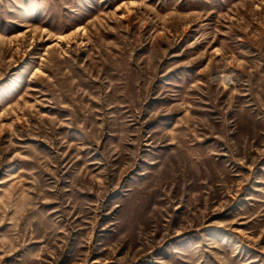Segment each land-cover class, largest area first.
Returning a JSON list of instances; mask_svg holds the SVG:
<instances>
[{"label": "rangeland", "instance_id": "rangeland-1", "mask_svg": "<svg viewBox=\"0 0 264 264\" xmlns=\"http://www.w3.org/2000/svg\"><path fill=\"white\" fill-rule=\"evenodd\" d=\"M0 264H264V0H0Z\"/></svg>", "mask_w": 264, "mask_h": 264}]
</instances>
